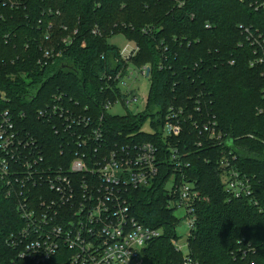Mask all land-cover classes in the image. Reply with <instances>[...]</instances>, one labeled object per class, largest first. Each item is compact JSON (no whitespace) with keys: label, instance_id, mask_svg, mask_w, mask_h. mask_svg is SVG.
<instances>
[{"label":"trees","instance_id":"16d2710c","mask_svg":"<svg viewBox=\"0 0 264 264\" xmlns=\"http://www.w3.org/2000/svg\"><path fill=\"white\" fill-rule=\"evenodd\" d=\"M4 3L0 0V94L6 95V101L0 99V118L9 110L18 119L25 114L22 124L39 128L57 142L52 127L37 120L36 112L57 94L73 98L83 108L102 103L100 73L118 55L109 40L122 34L136 41L140 51L133 62L152 68L147 106L137 116L107 117L109 135L156 143L166 161L161 174L167 175L171 173L168 151L159 128L168 109L189 107L194 114L198 105L212 113L232 145L199 148L200 134L189 122L181 137L172 139L181 153H188L190 168L185 174L205 197L197 208L192 258L196 264H264V62L250 66L254 58L264 59V43L253 46L239 28L252 26L264 39V10L256 12L241 0H188L182 9L170 0H27L20 10ZM45 10L53 15L44 14ZM49 24L54 40L74 29L79 34L62 60L41 68L37 60L40 48L50 46L45 40ZM96 26L100 36L92 34ZM147 27L153 28L151 34H144ZM147 118H152L156 129L151 136L141 133ZM227 151L238 158V170L253 179L255 200L229 199L218 165ZM163 182L162 176L156 188L135 191L133 208L143 224L164 231L145 251L151 264H182L171 244L176 219L166 209ZM2 207V216L8 219V204ZM245 243L255 253L235 259L236 250Z\"/></svg>","mask_w":264,"mask_h":264},{"label":"built area","instance_id":"2783aa9c","mask_svg":"<svg viewBox=\"0 0 264 264\" xmlns=\"http://www.w3.org/2000/svg\"><path fill=\"white\" fill-rule=\"evenodd\" d=\"M170 1L179 9L188 2ZM241 2L249 3L256 12L264 10V0ZM7 4L9 9L20 10L27 0H5L4 5ZM44 14L52 16L53 11L45 10ZM56 15L61 14L58 11ZM52 27L49 24L45 34L50 46L40 48L37 63L41 68L62 60L79 34L74 29L70 35L54 40ZM62 28L67 31V27ZM206 28L211 25L207 23ZM239 28L253 46H260V41L264 43L260 30L242 25ZM152 31V27L143 29L147 35ZM92 34L100 36L101 31L96 26ZM120 35L125 44L114 45L118 55L100 73L105 98L102 103L83 108L73 98L57 94L46 108L36 112L37 120L52 127L57 142L44 136L39 128L22 124L25 114L18 119L10 110L2 113L0 264H151L145 251L164 231L140 221L134 212L133 193L156 188L162 176L166 209L176 219L171 244L182 256V264H196L190 242L197 229V208L205 197L185 174L190 168L188 153H181L172 139L181 137L187 122L200 134L199 148L206 144L222 146L227 139L216 117L198 105L194 114L189 107H170L159 131L166 143L171 173L162 175V163L166 161L156 143L111 137L107 131L106 118L111 117L108 111L115 105L127 111L142 105L146 97L139 96V82L149 80L152 85L151 66H137L133 62L139 45ZM258 53L255 51L254 55ZM263 62V58L256 57L250 66L255 68ZM0 99L6 101V95L1 94ZM93 102L96 103L94 99ZM237 159L233 152L227 151L219 160L224 190L232 200H255L254 181L238 170ZM3 203L8 204V219L2 216ZM183 226L189 230L185 245H181L178 237ZM245 245L236 250L235 259L255 253L252 245Z\"/></svg>","mask_w":264,"mask_h":264},{"label":"rangeland","instance_id":"374dc122","mask_svg":"<svg viewBox=\"0 0 264 264\" xmlns=\"http://www.w3.org/2000/svg\"><path fill=\"white\" fill-rule=\"evenodd\" d=\"M109 43L115 46H123L125 44L124 37L121 35H117L111 38L109 40ZM139 87H140L139 96L147 98L151 89L149 80H141L139 82ZM146 98L144 99L142 105L132 106V108L128 111L126 108L121 107V105H115L114 107H112L110 111H108V115L114 118H124L129 114L133 115L142 112L146 109V105H145ZM152 122H153L152 118H147L143 126L141 127V133L149 136L154 135L156 129L153 127ZM188 235H189V230L187 227L183 226L181 229L178 230V237L182 242L181 245L186 244V237Z\"/></svg>","mask_w":264,"mask_h":264},{"label":"water","instance_id":"95a60500","mask_svg":"<svg viewBox=\"0 0 264 264\" xmlns=\"http://www.w3.org/2000/svg\"><path fill=\"white\" fill-rule=\"evenodd\" d=\"M0 96H1V94H0ZM232 142H233V140L231 141V140L228 139L226 143H227L228 145H232Z\"/></svg>","mask_w":264,"mask_h":264}]
</instances>
